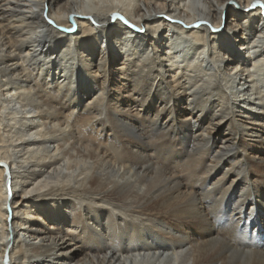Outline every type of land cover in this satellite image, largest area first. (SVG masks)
Returning <instances> with one entry per match:
<instances>
[{
  "label": "bare ground",
  "instance_id": "1",
  "mask_svg": "<svg viewBox=\"0 0 264 264\" xmlns=\"http://www.w3.org/2000/svg\"><path fill=\"white\" fill-rule=\"evenodd\" d=\"M0 264H264V0H0Z\"/></svg>",
  "mask_w": 264,
  "mask_h": 264
}]
</instances>
